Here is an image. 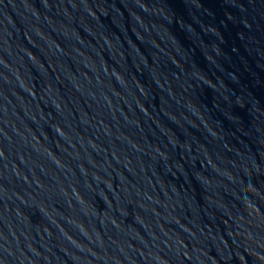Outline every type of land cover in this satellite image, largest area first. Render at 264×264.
<instances>
[{"label":"water","instance_id":"95a60500","mask_svg":"<svg viewBox=\"0 0 264 264\" xmlns=\"http://www.w3.org/2000/svg\"><path fill=\"white\" fill-rule=\"evenodd\" d=\"M0 264H264V0H0Z\"/></svg>","mask_w":264,"mask_h":264}]
</instances>
